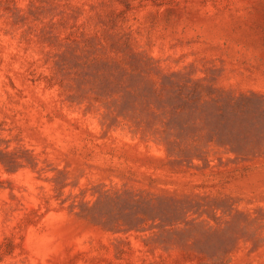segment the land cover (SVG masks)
Wrapping results in <instances>:
<instances>
[{
  "label": "rangeland",
  "instance_id": "1",
  "mask_svg": "<svg viewBox=\"0 0 264 264\" xmlns=\"http://www.w3.org/2000/svg\"><path fill=\"white\" fill-rule=\"evenodd\" d=\"M0 264H264V0H0Z\"/></svg>",
  "mask_w": 264,
  "mask_h": 264
}]
</instances>
